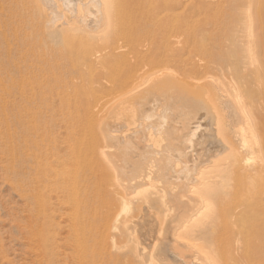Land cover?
I'll list each match as a JSON object with an SVG mask.
<instances>
[{
	"label": "bare ground",
	"instance_id": "bare-ground-1",
	"mask_svg": "<svg viewBox=\"0 0 264 264\" xmlns=\"http://www.w3.org/2000/svg\"><path fill=\"white\" fill-rule=\"evenodd\" d=\"M56 1H58V0H56ZM70 1L75 2V5H76L75 7H77L76 11L74 10V9H76V8H74V5H72V3L70 4ZM121 1H123V0H121ZM132 1L133 0H131V2H130L132 8L135 11L138 10V8L141 6L142 0L141 1L140 0H138V1L134 0L135 3L133 2V4H132ZM151 1H148V2H149V4L151 3V5H152V3L154 1H152V2ZM159 1L160 0H158L157 2H159ZM174 1H175V3H177L176 2L177 0H174ZM174 1H172V5H174L173 4ZM209 1H211V0H209ZM209 1H207V2L210 3ZM46 2H49V1L47 0ZM61 2H63V1H61ZM117 2H118V0H117ZM165 2H163L162 7H164ZM178 2H179V4L181 3V5H182V3L184 4V1H182V0H179ZM207 2H206V4H208ZM226 2H227V0H213L210 3V5H208V8L212 7V6H216L219 8V7H222V5H224ZM119 3H116V4L119 5ZM159 3H162V2H159ZM167 3H169V2L167 1ZM167 3H166V6H167ZM55 4H56V2H55ZM69 4L72 5L74 8V9L69 8L68 9L69 11L67 10L68 12H70V14H71L70 16H72L73 20L69 21L68 19H63L61 17L64 20V22L60 26L69 27L72 31L73 30L77 31L80 34L84 33V32H88L89 34H92V33H98L99 31L105 30V32L109 35V38H110L109 42L107 41V43H105L106 44L105 46L111 47V44H114V46L112 45L113 48H110L111 50L104 48L103 45L100 46V47H103L105 50L107 49V51H103V48H100L102 51L100 50V51L93 52V48H94L93 47L92 51L88 50V52H86L83 55V58H85V56H87V54H88L90 56V57L89 56L88 57L90 59H92L91 62L95 61V64H96V61H98L99 59L102 60V58H104L103 60H105V57L107 58V61H108L107 64L111 61V59L114 60L115 67H113V71H112V73H110L111 74L110 78L111 77L114 78V75H112L113 72L117 73V75L119 76L118 81L120 82V84H117V82H118L117 81V82H115V86L113 84H112L113 85L112 86L111 83L114 82L112 80L113 78L110 79L108 77V81H111V82L107 81V85L109 83L110 84L109 86H111L113 88L116 87V89L114 88L113 89L114 92H112L111 91L112 88L111 89L108 88V90H110V91H107V88H106V92H109V95H111L110 93H112V94L117 93V99H118V95L121 96L120 94H122V91L124 92L125 88H127L129 86L132 87L131 82H130V85L128 86L126 78L129 77L128 78V81H129V79H131L132 77H135L137 74V76H141L140 79L142 80V78H143L142 76H144L142 73L144 71L142 73L141 72L139 73V70H140L139 67H146L150 64L152 65V63H154V60L150 59L149 58L150 56H148V55L141 54L142 52L137 55L136 61H133L132 59L129 60L127 58V56H128L127 53H130V52H127V51H131V49L129 48L130 50L127 49V51H125L124 48L126 49L128 47H124V48L122 47V49L124 51L122 49H121V51L124 53L127 52L125 54V57H126L125 59H128L129 61L132 60L133 63L135 62L134 65L131 63L128 64V68L126 70H122L121 67L116 66L119 63L115 64V59L117 60L118 58H120L119 54L121 53V51H119L120 50L119 47H121L122 45H119L120 42L118 43L119 47L116 45L118 40H120V39L114 38V37H116L115 33L113 36H111L113 34V32H116L117 27L121 23H118L116 25V22L114 20L115 18L112 17V15H110L108 12L103 13L104 11L102 9V8H104L106 10L107 8L110 7V5L113 6L111 1L110 0H69L68 4H66V5H69ZM53 5H54V3H53ZM53 5H52V7H53ZM181 5H179V6L181 7ZM166 6L164 8V11L166 9ZM158 8L160 9L161 7H158ZM8 9H9V0H0V96L2 98L1 99V111H0V121H1L0 142L4 146V152L7 153L8 157L10 156V159H11V163L9 165V171L14 176L19 174V172L21 171L20 172V179L22 180V184H20L21 193L24 192V194H27V192H31V195H29V197H32V198L34 197V202H35L34 205H35V212L36 213L47 212L46 213L47 215L44 214L45 216L43 218L44 220L42 223L43 226H47V227L43 231L44 233L41 235V240H42V251H44L45 254L48 253L47 256L49 258V263L59 264L60 259L64 258L67 260L69 258V254L64 252L65 250L63 251V249H62L63 245L61 244V242H65V246L66 247L68 246V248H70L71 246L73 247V252L75 253V257H77L76 259H78V257L80 258V256H81L82 258H85L86 260L88 258V260H89L95 256L94 253H97V255H102V254L107 253L108 256H112V252L110 251V249H111L110 247H112V246H110L111 243L109 245V243L107 242V239L105 238V236H103L104 231H106V230H104L103 232H102V230H98V228L102 229L103 226L101 228L98 225H97L98 228L94 227V225H92L89 221H88L89 222V224H88L86 220L84 221V220L78 219L77 221H74L75 216H76V212H74V210H73L74 214H71V217L74 219L68 222V219H67L69 217L68 216L67 218H65V219H67L66 222L68 224L65 226H62L61 223L63 221L60 222L59 221L60 218H58V217L63 216L64 214L63 213L61 214L60 208H64V211L65 210L68 211V209L72 210L73 208L74 209L77 208L80 211L82 209V210H84L85 214L86 213L88 214L87 218L92 219L94 222L96 220H98V221L102 220L103 217H101V215L103 214V215H106L105 218L110 219V221H108V220H106V221L113 223V222L118 221L119 218L115 219V216L118 215L119 213H120V215L121 214L122 215L123 214L129 215L132 212L131 214H133V217H134L133 206L135 205L137 209H140L139 213L142 216L140 218L141 223H139L137 226L136 224L138 222L132 223L133 222L132 221L130 224L128 222L130 218L127 220L126 217L123 215L122 217H125L124 219H126L128 223L125 222V224H123L122 223L123 221L121 222L123 224V227L119 228V230L113 236V241H114V239L116 240V238L117 239L119 238L120 240H122L121 238L129 237L133 234H135V235L136 234L138 235V233L143 234V232H145V226H146V223L148 222V220H150L151 218L154 219L155 213H152V210L155 207H157L156 208V210H157V209H160L161 206L163 207L164 205H166V207L169 209V212H170L169 216H171L172 208H173V212L176 210H177V212L174 215H172L171 217H168L169 218L168 220L170 221L169 226L168 225L165 226L166 223L169 222L168 220H166V223L164 220H163V222L161 220L162 223L160 222V217L162 216V214L160 211L158 213V217L156 218L157 222L160 224V229L158 231L162 232L163 235H161V238L159 237L160 243L158 245H156V247L154 248L157 251V253L154 251V253H156L155 254L156 258H161L163 260V262H166L167 264H215L213 261H211V263L207 262V261L203 262L202 260L204 258L201 259L199 256H196L197 254L195 255L194 253H192V251H193V250L191 251L192 247L188 246L190 244L186 245V244L182 243V241L180 240L181 239L180 231L182 230L181 227L186 228L189 225L196 224L197 223L196 219H202L203 218L206 220V216H211L212 214L217 213V215L218 214L220 215V218L223 216V214H224V216H227L230 219V224H232L231 228L227 231L228 236L226 239H228V241L225 240V241H227V243L229 242L228 243L229 244V247H228L229 250L228 249L226 250V251H228L227 255H231V256H229V257L227 256V260L222 261V263L226 262L225 264H229L228 259H230L231 264H264V193H263L264 190L262 192H259V193H263V194H261V195L258 194V196H255V194L257 195V193H258L257 191L252 196L250 195V193L246 192V189L248 190V188H247L248 184H252V182L257 177H259L260 180L261 179L263 180V178H264V9L259 15L260 51H261V57H260L261 59H260V63H259L260 66H259V64L257 65L259 68L255 69V71L253 73L255 75L252 76V78L246 79L244 82L240 83V86H236V87L234 86L237 89L236 97L241 96L242 94H247L248 96H250L249 97L250 100H249L247 105H242V104H240V102L235 101L236 100V98L234 96L235 93H233V96L235 99L231 98L232 100H230V99L225 100L226 104L229 106L228 108L230 110L229 114H230L231 121L233 122V124L239 125L240 131L235 132V134H236L237 138H240L243 141L242 147H238L239 146V145H237L238 143L236 144L234 142V140L231 138L232 136L230 137L229 134H228L229 140H227V141L218 142L216 140V142H218V143H216V145L218 146V149H216V148H214V149H216L218 153L226 155L225 157H227V158L226 159L224 158V160L226 162L223 165H220L218 167H216V166L213 167V168H216L215 171H213V169L209 167V169H212V172H205L203 170L200 171L201 166L199 163L193 164V162H192L193 157H190L192 161L190 160V158H188L189 160L185 159L188 157L187 153H186L187 157L186 156L181 157L180 155L184 154L185 152H183V153L181 152L184 147H182L177 142L178 139L175 140L177 143L175 141H173V142L176 143V146L180 145L182 147V148H180V149H182L180 151L181 153L179 152L180 157L177 158L176 156L174 157L172 155V157H173V159H172L173 162H172L170 157L167 155V157H169V159H170V165L168 164L169 162H166L167 160L165 159L166 158L165 154L167 153L166 151L169 150L168 149L169 147L168 148L166 147L168 150H166L164 153L163 149L158 148L160 145L156 144L157 142L153 139H150V138H148V139H150V140H148V142L150 141L152 143L153 150H151L152 148L150 149V147H151L149 145L150 143L149 144L147 143L149 147H146V145H143L145 147L142 148L143 146L141 147L140 144H139V146H140L139 147L137 144L139 141L136 143V147L138 149H136V148L133 149L131 147L132 148L131 150L124 149L127 144L125 146L123 145L122 149L121 148L117 149L118 147L116 146L117 150H114L115 149L114 147H113L114 149L112 150L109 147V145H108V148H107V146L105 148H100V146L96 147L97 143L99 141L101 142V140H102L101 139L102 132L100 134H98L97 133L98 130H96V128L106 129L110 135H113V132L111 130H114V128H116L117 125H122V126L125 125L126 128H128L131 124H128L130 116L128 117V114L126 113V112H128V110H126V107H129L132 104H136L137 102H139V104L142 103V101L140 99L138 100L139 96H129L127 98H124L119 103H115L114 105L113 104L110 105L107 103L113 97L109 96V98H111V99L108 100V98L106 97V96H108V93H106V95H104L105 93L102 94V95H104V97H106V99H105V103L107 101L106 104L101 102L104 99V97L103 96L101 97L99 95L100 99H102L99 101V102H101L100 105H102V104H103L102 106H108L109 105L106 109H104V107H103V110L98 111L99 108L97 109V107L94 106V104H93V106L96 107V108H94V107L93 108L97 109V111L95 110L94 112H92L94 109L91 107L92 111L90 109L91 112H89L91 120L89 121V116L87 117L88 121L90 122V124H89L90 128L88 127L89 131L88 130L80 131V129L79 130L76 129L74 131L72 129V131H68V136H67L66 140L63 139V141H68V143L66 142L65 144H69V145L71 144V146H73V147L76 146V151H78L76 157H75V154L73 153L74 157L73 156H71V158L68 157V159H67L68 161H62L60 158L58 161V164H57V168H55L53 166L54 163L52 164V162H50L51 159L49 160L50 163H48V158L50 155L55 156V157H60L59 152H58L57 147H56L58 139H57V137L54 136L55 134L50 133L51 130H48V131L45 130V131H43V133H38L37 129L39 128V125H40L39 120L41 119V116L48 113V112H46L48 110H45V111L42 110L41 109V107L43 106L42 103H41V105L39 103H37V99L35 98V92L34 91L37 88L40 89L41 82L35 76L31 77L30 80L28 82H26V79L24 76V74H25L24 73V65H25L26 55L24 53L23 41L26 39V37L28 38V36H30V33H28V32L26 33L25 30L23 28H21V26H20L21 29L16 26V24L19 25L21 20H19L17 22L18 14L14 13V12H10V14L12 15V16H10L8 13ZM55 9H54V11H55ZM161 9H163V8H161ZM168 9H170V8H168ZM70 10H72V12H73V10L75 11V12H73L74 15H72L73 13ZM140 10H141V8H140ZM49 11H50V9H49ZM64 11L66 12V10H64ZM101 11H103V12L101 13ZM162 12H160V13L163 15ZM54 14L56 15V11L54 12ZM231 14H232V12H231ZM51 16H53V15H51ZM118 16H120V15H118ZM118 16H116V17L118 18ZM157 16L158 17L160 16L159 13ZM235 16H236V14H235ZM53 18H54V16H53ZM56 18H57V15L54 19H56ZM58 18H59V16H58ZM152 20H154V19H152ZM54 21H50L48 23V28L52 31L51 36L53 39H55L56 37L58 38V35H59V30H58L59 27H56L55 25H53V24H56V22H54ZM164 21L165 20L162 19V21H160V22L163 23ZM166 22L167 21H165L164 23H166ZM150 23H151V21H150ZM141 24L142 23L140 21H135V20L130 19L126 22L125 26L127 25L126 26L127 31H129L131 28L135 29V28L141 26ZM178 24L180 25V22ZM62 27H60V28H62ZM161 27H164V26H161ZM78 28H81V30ZM119 28H121V27H119ZM139 29H140V27H139ZM162 29H161V31H162ZM167 29H169V28H167ZM117 31L118 32H116V35H118L122 30L117 29ZM64 34H66V32ZM89 34H87V35H89ZM102 34H103V32H102ZM85 38H87V37H85ZM81 39L83 40L84 38H80V40ZM89 40H91V39H89ZM81 42L82 41H80V43ZM93 42H95V41H93ZM93 42L90 41L89 42L90 45H89V43H88V45L94 46V45H92ZM143 42H145V43L141 46L148 48V49H151L152 47L155 46V44H158V42H156L155 40L147 41L146 38L142 41V43ZM177 43L178 42H176V46H178ZM108 44H109V46H108ZM159 45L161 46V44H159ZM89 46H88V48H89ZM179 46H183V45H179ZM134 47H137V46H134ZM186 48H185V50H186ZM140 50L142 51V49H140ZM143 50H144V48H143ZM153 50H154V48H153ZM179 50H178V52H179ZM173 51L175 52L177 50H172V52ZM167 52H168V50H167ZM167 52H166V55H167ZM220 52H221V50H220ZM153 54H155V53H153ZM168 54H169V52H168ZM170 54L172 55L171 52H170ZM175 54H176V57H175L176 60H174V58H173L174 61L173 60L172 61L177 63V58H178L177 56L178 55H177V53H174V55ZM255 54H253V55H255ZM171 55H167V56L171 57ZM121 56H122V54H121ZM180 56H181V54H180ZM154 57H156V59H157V55L156 56L154 55ZM169 57H167V59ZM256 57H257V54H256ZM90 59H88V60H90ZM122 59L120 60L121 62H122ZM153 59H155V58H153ZM254 59H255V56H254ZM101 60H99V61H101ZM113 60H112V62H113ZM169 60H171V59H169ZM255 60L259 61V57H258V59H255ZM172 61H169V63L170 62L172 63ZM179 61L182 62V59H180ZM233 61L234 60L229 61V63L233 62ZM101 62H103V61H101ZM112 62H110V63L112 64ZM116 62H119V61L117 60ZM125 62H123L122 64H124L126 66ZM235 62H234V64L232 63L230 66L228 65L229 66L228 68H230L231 71L233 70L232 72H234L235 69H237V70L239 69V68H237L239 63L236 62L237 64H235ZM255 62H254V65L257 63V62L255 63ZM105 63L102 65H105ZM127 63H128V61H127ZM169 63L165 62V64H168L167 65L168 68L170 67ZM97 64H98V62H97ZM107 64L105 66H107ZM155 64H156V62H155ZM120 66H122V65L120 64ZM171 67H173V65ZM245 67H247V66H245ZM221 68H223V65L221 66ZM221 68H219V69L222 70ZM242 68H244V67H242ZM143 69L145 70V68H143ZM171 69L170 70L168 69L169 73L172 72ZM173 69H175V68H173ZM177 69H179V68H177ZM105 70H107V69H105ZM145 71H147V70H145ZM168 71L167 72L163 71L164 74H161L160 76L154 77L155 76L154 75L153 76L154 79L152 77V79L150 81H147V83H149L152 90L151 89L148 90L145 88V90L138 91L137 89L140 88L139 86L141 84H139V86L136 85V87H135V90H137L139 92L138 95L140 93L142 95V94H144L145 91L148 92L150 90H151V93H152V91H155V93L157 92L156 95H159L156 100L154 99L155 101L152 102L153 104H150V106L147 105L148 107H146V108L143 107L144 105L140 104L145 109V110H143L144 113L143 112L142 113H143V115H145V120H147L148 123L151 121V118H154V120H155V118H157V121H155V122L151 121L152 124H151V122L149 125L147 123V126L155 127L158 125L157 122H159V127L157 126L158 129L155 127V131H157L160 134V137L163 136L162 133H166L167 131L170 130V129L167 130L168 128H166L168 125V122H166V121L168 119H170V118L167 119V117H172V116H168L170 111H171L173 113L174 112L177 113L176 119H177V116L180 118L185 117L188 120H192V118L196 117L194 120L195 123L197 122L196 125L201 124L200 125L201 127H202V125L203 126L205 125V130L209 131L212 128V120H211L212 118H207L202 113L203 110L201 112L199 111V113H197L196 116H192V118H191V116L188 115L189 111H184L182 104L183 103L187 104V102H189L188 100L193 99V101L190 100L193 102V104L196 102L198 105H200V107H196V105H194L195 107L193 106V109L198 108L197 111L201 110V108H203L201 106H203V105H201L202 102H200L202 99L201 100L199 99L201 97L200 95H202L203 93H207L210 95V98H212L211 94H215L216 91L214 90L215 92H213V89H211L210 87L214 85L215 81L211 85V82H210V84H208L209 81H208V83L207 82L205 83V81H207L209 78L206 80H205V78L204 79L202 78L200 81L202 83H195L193 81V78L196 76H194V77H192V80L190 79L191 77L187 78L188 80H191L194 82V83H191V81H189L188 82L189 84L187 83L188 84V87H187V85L185 84L186 78H184L182 80L179 77V79L182 81L179 80L180 82L179 81L178 82L179 83L185 82L184 84L186 85L184 90L181 89L183 91V92L181 91L183 95L179 96L178 94H174L175 92L173 93L174 90L176 91L175 85L177 86V84H179L178 82L175 83V80L178 78V76H183V75H180L179 74L180 72L176 73V71H174L177 75L178 74L179 75L178 76L176 75L175 77H173V79L174 78H176V79L172 80V78L169 76H173V75H175V73L173 72L174 73L173 75H169ZM251 71H252V69H251ZM70 72H77V70L75 68H72ZM109 72H111V70ZM235 72L237 73V71H235ZM153 73H154V71H153ZM161 73H162V71H161ZM165 73H167L169 76H167V74H165ZM236 73L234 75H236ZM100 74H101V72H100ZM231 74L233 75V73H231ZM146 75L147 74H145V76ZM185 75H188V74H185ZM98 76H101V75H98ZM244 76H247V75L245 74ZM74 77H76V75H74ZM102 77H104V75ZM146 78H149V76ZM150 78H151V75H150ZM240 78H242V76ZM104 79H106V78H104ZM134 79H132V81ZM98 80H99V78H98ZM138 80H136L134 82L135 83L139 82ZM147 80H149V79H147ZM197 80H199V79H197ZM213 80H215V77ZM103 81H100V82L102 83ZM219 81H221V80H218V82ZM197 82H199V81H197ZM98 83H99V81H98ZM221 83L222 82L217 83V86H216L219 89V91L224 90ZM105 84H106V82L103 85H105ZM117 85H119V86H117ZM238 85H239V83H238ZM118 87L120 89L123 88V90L121 89L122 90L121 91ZM226 87H227V85H226ZM101 88H104V87H101ZM179 88H180V86H179ZM228 89H230V87ZM104 90H105V88H104ZM116 90L120 91L121 93L119 92L120 94H118V92ZM126 90L128 91L129 89H126ZM126 90H125V92H126ZM178 91L180 92V90H178ZM228 91L230 94L232 93V92H230V90H228ZM223 92L225 93V91H222V93ZM172 93L174 95H172ZM126 94H127V92H126ZM145 94H144V96H145ZM28 95H30V97ZM135 95H137V93ZM170 95L172 96V98L169 97ZM126 96H128V95H126ZM153 96H155V95H151V97H153ZM183 96H185V98H182V100H184V101L179 100L177 98H173V97H183ZM215 96H216V94H215ZM225 96L227 98V95H225ZM194 97H199V98L196 99ZM120 98L121 97H119V99ZM205 98H206V96H205ZM194 99H196L195 102H194ZM116 100L112 99V102L113 101L115 102ZM197 100H200V101L198 102ZM217 100H218V98H217ZM238 100L240 101L239 98H238ZM214 101H216V100H214ZM205 102H206V100H205ZM31 103H33L32 104L33 106L31 105ZM53 104L55 105L54 102H53ZM145 104H147V103H145ZM27 105H29L30 107H33V109H37L36 111H38V112H36V111L32 112V110H29L27 108ZM204 105H207V103H205ZM221 105H223L222 102H221ZM208 106L210 107V105H208ZM208 106H207V108L210 110L212 106L210 108ZM215 106H216V110H217V106H219L217 104V102H216ZM215 106L213 105V107H215ZM54 107L56 108V106H54ZM190 107H191V105H190ZM213 107L211 110H213ZM226 107L227 106L224 105L223 110H225ZM137 108L139 109V106ZM100 111H102V113L104 114L103 118H98V116L96 114V112L98 113ZM214 112H217V111H214ZM71 113H72V111L64 113L65 116H67V119H66L67 121H69L71 119V117H72ZM78 113H79V111L76 114H78ZM204 113H206V112H204ZM207 114H208V112L206 113V115ZM217 114L222 115V113H217ZM73 115H74V112H73ZM113 115H116L117 118L120 116L123 117L124 115H125V117H124V119L121 120V122L119 121V123H117V122L114 123L111 121L112 120L111 118H113ZM213 115H214V113L212 114V116ZM77 116L80 117L79 114ZM182 118H181V120H182ZM173 119H174V116H173ZM130 120H132V122H134V117L132 116ZM213 120H215V119H213ZM221 120H223V119H221ZM113 121H114V119H113ZM176 121H179V120H176ZM194 121L192 123H194ZM218 121H219V119H218ZM228 122L226 121V123H228ZM73 123L75 125H77L76 121ZM172 123L173 122H171V124ZM69 124H71L70 121H69ZM86 124L88 125V122ZM140 124L142 125L143 123H140ZM178 124H179V122H178ZM189 125L190 124H188V126ZM224 125H227V124H225V122H224ZM231 125L232 124H230V126ZM147 126L145 123V126L142 129V132L146 131L145 133H148L147 131H150L149 128L146 129ZM176 126H178V125H176ZM56 127H58V126H56ZM178 127H180V126H178ZM192 127L193 126L191 125V129H193ZM216 127H217V125L215 126V128L213 127L214 132H215V130H217ZM11 128L13 130H11ZM173 128H175V126ZM197 128L199 129V127H197ZM175 129L178 130L179 128H175ZM198 129L195 130L197 132H194V133L198 134ZM201 129L204 130L203 127ZM201 129H200V132H203V130H201ZM258 129L260 130V134L258 133V131H259ZM118 130H120V129H118ZM65 131H67V130H65ZM123 131L124 130H122V132ZM138 131H141V130H138ZM172 131L173 130L170 131L171 134H172ZM175 131H173V133ZM178 131H180V129ZM207 131H206V133H207ZM218 131H220V130H217V136H219ZM222 131H224V130H222ZM133 132H134V130H133ZM142 132H141V134H142ZM126 133H128V132H126ZM139 133L137 132V135H135V136H137V138H136L137 140L139 138L138 137ZM194 133H192V135H190V136H193ZM124 134H125V132H124ZM124 134H123V136H124ZM167 134H169V133L167 132ZM167 134H166V137H167ZM174 134H176V133H174ZM208 134L209 133H207V137L206 136L205 137L208 140H210V138H208ZM184 135H186V134H183V136ZM187 135H188V133H187ZM203 135H205V134H203ZM133 136H134V134H133ZM146 136H148V134ZM157 136L158 135H156L155 137L157 138ZM250 136H252V138L253 137L256 138V141H254L255 142L254 146L249 145L248 139L251 138ZM132 137H130V138H132ZM160 137H159V139L161 141ZM176 137H173V138L169 137L168 140L169 139L173 140ZM58 138L62 139V138H60V136ZM107 138L109 139L110 137H107ZM124 138H126V136ZM206 138H205V140H206ZM129 139L126 138L125 140H129ZM164 139H166V138H164ZM196 139H198V138H196ZM48 140L53 141L52 142L53 144H52L51 148L47 150L48 144L50 143V142H48ZM134 140H133V142H134ZM139 140L141 141V138H139ZM183 140H184V137H183ZM193 140H195L194 136H193ZM203 140H204V137H203ZM203 140H202V142H203ZM110 141H112V140H110ZM110 141H109V143H111ZM142 141H143V138H142ZM182 141L180 140V143ZM184 141L186 142V140H184ZM219 141H220V139H219ZM115 142L113 144H115ZM122 142H120V143H122ZM128 142H130V144H132L131 140L127 141V143ZM214 142H213V144L215 147L216 145ZM158 143H159V141H158ZM170 143L172 144L171 141H170ZM175 143H173V144H175ZM207 143L209 144L208 141H207ZM207 143H204V144H207ZM100 144L102 146H104V143L103 144L100 143ZM153 144H155V146ZM164 144H165V141H164ZM164 144H162V145H164ZM88 145H90V148L96 147V149H94L90 155H87L88 153L85 154L86 149H87L86 147ZM183 145L185 146L186 144H183ZM112 146L113 145H111V147ZM161 147H163V146H161ZM171 147H174V146L170 145V148ZM205 147H207V145ZM210 147L211 146H209V148ZM98 148H99V150H98ZM175 148L171 149L170 151H172V150L174 151ZM209 148L207 147V149H209ZM207 149H206V151H207ZM70 150L72 151V147ZM211 150H212V148H211ZM208 151L210 152V149ZM60 152H61V149H60ZM248 152L252 153V154H258V156L261 157V160H259L260 163L257 162L258 164L255 163L253 165H250L247 162L248 157H246ZM162 153H164V154H162ZM171 153H173V152H171ZM152 154H153V156H152ZM177 154H178V152L175 155H177ZM206 154L207 153H205V155ZM65 157H66V155H65ZM174 158H176V159H174ZM197 158H195L194 160H196ZM211 158H213V157H211ZM71 159H72V161H71ZM204 159H206V157H204ZM249 159H250V157H249ZM182 160H184V161H182ZM194 162H196V161H194ZM197 162H198V160H197ZM200 162H202V161H200ZM218 162H222V161H218ZM184 164H185V166H182ZM210 164H212V163H210ZM215 164H218V163L216 162ZM205 166H206V164H205ZM229 167L233 169L232 173H234L235 183L238 182V183H236V184H238V186H236V187L234 186V188L232 187L234 189L235 199H234V202L232 204L230 203L231 205H229V204L226 205V202L229 200L225 201L224 209L223 208L222 209L221 208L216 209L217 207L219 208L220 206H218L219 204L217 205V207L215 205L212 206L213 205V203H212L213 199L214 198L216 199V197H213V199H212V194L215 191V189H217L218 187H222L224 189L225 186L227 187L229 185V181H227V176L225 175L226 171L228 170ZM206 171H207V169H206ZM254 183H255V181H254ZM261 183L264 186L263 181ZM152 188L157 190V193L154 195H151V193L148 192ZM261 188H260V190H262ZM255 189H256V187H255ZM252 190H253V188H252ZM226 191H228V190H226ZM249 191H251V190H249ZM80 192H82V193L80 194ZM229 192H230V190H229ZM229 192H227V193H229ZM253 192H255V191H253ZM141 193H144L147 195L144 196L145 198L143 200L137 201V205L136 204L133 205V202H134V201L132 202L133 195L139 194V196H140ZM53 196H55L54 197L56 199L55 202H54ZM226 196H228V195H226ZM136 197H137V195H136ZM217 197H219V196H217ZM228 197L230 198V196H228ZM222 199H223V197H222ZM225 200H226V198H225ZM216 201H218V198L216 199ZM221 203H222V201H221ZM223 203H224V201H223ZM118 206H119V210H118L119 213L117 212ZM120 206H123V208H120ZM27 207H29V206H27ZM71 210H69V211H71ZM75 211H77V210H75ZM120 211H122V213ZM68 214H70V213H68ZM38 215L39 214H37L35 216L33 215L34 217H36V220L34 221L35 223L33 222L34 224L33 223L32 224H33L34 228L36 229V231H38L39 227L41 226V222H39V220H38L40 215L39 216ZM72 215H74V217ZM137 215H135V218ZM71 217H69V218H71ZM28 218H26V219H28ZM111 218H114L115 221L113 219L111 220ZM215 218H217V216L214 217V219ZM65 219H63V220H65ZM28 220H31V218ZM217 220H219V219H217ZM224 220H225V222H224V225H225V223L227 222L226 217ZM224 220L222 219V221H224ZM212 221H214V220H212ZM28 222H30V221H27L26 223H28ZM102 224L106 225L108 223L103 222ZM118 224H120V222ZM122 224H120V225H122ZM218 224L220 225V222H218ZM95 225H96V223H95ZM111 225L112 224H110V226ZM114 225L115 224H113V226ZM222 226H223V223H222ZM222 226H220L219 229H221ZM229 226L227 225L226 227H229ZM226 227H225V229H227ZM41 228H42V226H41ZM117 228H116V230H117ZM64 230H66L68 232V234L62 240V239H60V236L62 235L61 231L63 232ZM216 230H217V226H216L215 231ZM109 231H110V228H109ZM113 231L115 232V230H113ZM215 231L212 230V232H214V233H215ZM111 232H112V230H111ZM152 232H153V230H152ZM220 232L223 233L222 231H220ZM215 234L213 235L214 237H215ZM33 235H35V233ZM225 235H226V233H225ZM108 236L111 237L112 234H111V236L110 235H108ZM143 236H145V235H142V237ZM221 236H223V235H221ZM37 237L39 238V236H37ZM131 237H133V236H131ZM214 237H212V238H214ZM212 238H211V241H214L215 239L212 240ZM59 239L61 242L59 241ZM109 239H111V238H109ZM142 239L147 240V238H145V237ZM148 239H149V237H148ZM223 239H225V238H223ZM128 240H130V239H128ZM218 240H220V237L218 238ZM138 241L140 242L139 239H138ZM221 241H223L222 238H221ZM37 242H39V245H40V241H37ZM31 243H34V241ZM126 243H127V239H126ZM213 243H212V245H213ZM218 243H219V241L217 242V244ZM34 244H36V240H35ZM135 244H136V240H135ZM222 244H223V242H222ZM228 244H224V245L228 246ZM143 245L144 244H142V246ZM220 245H221V242H220ZM116 246H118V245H114L113 249H114V247L116 248ZM203 246H204V244H203ZM213 247H214L212 250L213 252L215 251L214 249L216 247L219 248V246L215 247V245H213ZM68 248H66V249H68ZM134 249H135V247H134ZM196 249H198V248H196ZM204 249H206L208 251L210 250L208 248H205V246H204ZM220 249L221 248H219V250ZM89 250H91V251H89ZM129 251H132V250H129ZM138 251H139V253H137ZM138 251L136 252V254H137L138 258L140 259L139 264H141L140 262L143 263V261H145V258H146V248L139 247ZM73 252L71 251V254ZM126 252H128V251H124V255ZM213 252H212V254H213ZM217 252L218 251H216V253ZM114 253L116 254L118 252H114ZM128 253H130V252H128ZM205 253H207V252L205 251ZM216 253L214 255H216ZM153 254H152V256H153ZM198 254H199V252H198ZM212 254H211V256H212ZM128 255L130 256V254H128ZM200 255H201V253H200ZM61 256H63V257L61 258ZM137 256H136V258H137ZM152 256H151V258H153ZM131 257H132V253H131ZM201 257H203V256H201ZM129 258H127V261L125 260L126 261L125 263L129 262V260H128ZM73 259H75V258H73ZM139 259H137V260H139ZM221 260H223V259L221 258ZM79 261L72 262V264H80L81 261L80 262ZM94 261H96V260H94ZM110 262H111L110 264H121V259L110 257ZM160 262H161V260H160ZM163 262L161 264H164ZM102 263H104V262H102ZM122 263H124V262H122ZM135 263L136 262H134L133 264H135ZM40 264H42V263L40 262ZM65 264H71L70 260L68 263H65ZM220 264H221V262H220Z\"/></svg>",
	"mask_w": 264,
	"mask_h": 264
},
{
	"label": "rangeland",
	"instance_id": "rangeland-1",
	"mask_svg": "<svg viewBox=\"0 0 264 264\" xmlns=\"http://www.w3.org/2000/svg\"><path fill=\"white\" fill-rule=\"evenodd\" d=\"M46 1L47 0H9L8 13H9L10 16H12L10 14V12L17 13L18 14L17 22L19 20H21V22L19 23V25L16 24V26L19 27V28L21 26V28H23L26 33L27 32L30 33V36H28V38L26 37V39L23 41L24 53L26 55V60H25V65H24V73H25L24 76H25L26 82H28L30 80V78L33 77V76L37 77V79L41 82L40 89L37 88L34 91L35 92V98L37 99V103H39L40 105L42 103L43 106L41 107V109L44 110V111L48 110V111H46L48 113H46L45 115L41 116V119L39 120L40 125H39V128L37 130H38V133H43V131H45V130H47V131L51 130L50 133L55 134L54 136L57 137L58 140H57L56 147H57V150L59 152V156L60 157H55V156L50 155L49 158H48V163H50V162H52V164L54 163L53 166L55 168H57V164H58V161H59L60 158H61L62 161H68L67 160L68 157L71 158V156H73V153L75 154V157H76L77 152H78V151H76V146L75 145H74L75 147H73V146H71V144L70 145L69 144H65L66 142L68 143V141H63V139L66 140V138L68 136V131H72V129L74 131L76 129H78V130L80 129V131L88 130V127L90 128V126H89L90 122L89 121L91 120V118H90L89 112L92 111L91 107L93 108L94 106H96L97 109L99 108L98 111L99 110H103V107H104V109H106L109 106V105L108 106H102L103 104L100 105L101 102L105 103L106 97L108 98V100L111 99V98H109V96L110 97L112 96L113 97L112 99H115V100L117 99V93H113L114 95L112 93H110L111 95H109V92H106V88H107V91H110V90H108V88L109 89L112 88L111 89L112 92H114V90H113L114 88L116 89V87L113 88V87L109 86L110 85L109 83L107 85L108 77L110 78V76H111L110 73H112L113 67H115L114 60L110 58L111 59L110 62H112V60H113V62H112V64L110 62L107 64L108 61H107V58L105 57L106 61L103 60L104 58H102V60L101 59H99V60H101L103 62L98 60V61H96V64H95V61H92L93 63L91 62L92 59L89 58L90 56L88 54H87V56H85V58H83V55L86 52H88V50L92 51L93 47H94L93 48V52H96V51H100L101 50L100 48H103V47L107 48V49L113 48L114 44H111V47H106L105 46L106 45L105 43H107V41L109 42V40H110L109 35L105 32V30L99 31L98 33H92V34H89L88 32H84V33L80 34V33H78L77 31H74V30H73L74 31L73 32L69 27L60 26L64 22L63 19H68L69 21L73 20L72 16H70L71 15L70 12H68L69 11L68 9L69 8L72 9L73 8L72 5H74V8H76V9H74V8L73 9L76 11L77 7H75L76 6L75 2L70 1V4L72 3V5H70V4L66 5V4H68L69 0H66L67 2L65 0H58V1H56V0H48L49 2H46ZM61 1H63V2H61ZM110 1L113 4V6L110 5V7L107 8L106 10L104 8H102L104 12L101 11V13L102 12L103 13H105V12L107 13L108 12L110 15H112V17L115 18V19L114 18L113 19L115 20L116 25L118 23H121V24H119L117 29H121L122 30L119 34L117 33L118 35H116V32L119 31V30L117 31V29H116V32H113V34L111 36H113L114 33H115L116 37H114V38H119L120 39V40H118L117 44L115 43L117 46H118L119 42H120L119 45H122L121 47L118 46L120 48L119 51H121L122 47L123 48L124 47H128L126 49L124 48L125 51H127V49L128 50L131 49V51H127V52H130V53H127V52L124 53V52L121 51V53L119 54L120 56L118 55L120 58L117 59L119 62H116L117 60L115 59V64L119 63L116 66L121 67L122 70H126L128 68V64L131 63V64L134 65L135 62L133 63V61H136L137 55L140 54L141 52H142L141 54H143V55L150 56L149 58L154 60V63H152V65L150 64V65H148L146 67H139V69H140L139 73L140 72L142 73L144 71L142 73L144 75V76H142L143 77L142 80L140 79L141 76H137V74H136L135 77H132L131 79H129V81H128L129 77L126 78L128 86L130 85V82L132 83V87H130V86H129L130 88L127 87V86H126L127 88L124 87L125 90L129 89L128 90L129 92L126 90V92H127V94H126L125 90H124V92L122 91L123 88H121L122 89L121 90L118 87L122 91V94H120L121 93L120 91H117V90L116 91L121 96L118 95V99L115 102L113 101L114 103L112 102V99L108 103L106 101L107 104H110V105L113 104L114 105L115 103H119L124 98H127L129 96H139L138 100L140 99L142 101V103H140V104L144 105L143 107L146 108V107L150 106V104H153L152 102H154L158 98L159 95H156L157 92L155 93V91H152V93H151L152 89H151L149 83H147V81H150L154 75H155L154 77L160 76L161 74H164V72H167L168 69L170 70L171 68L172 69L175 68V69H173V70L171 69L172 72H170V73L168 71L169 75H173L175 73L174 71H176V73L180 72L179 74L183 75V76H178L179 74L177 75L175 73V75L169 76L167 73H165V74H167V76L171 77L172 80L176 79V78L173 79V77H175L177 75L178 76V78H177L178 80L176 79L177 81L175 80V83L180 80L179 77L182 80L184 78H186L185 79L186 83L185 82L179 83L180 81H182V80H180L178 82L179 84H177L178 87L175 85L176 91L175 90L173 91V93L175 92L174 94H178L179 96H182L183 95L182 94V92H183L182 90L185 89L186 85L188 87V84H189L188 82L192 80V77L196 76V77L193 78V81L195 83H202V82H200L202 78L203 79L205 78V80L209 78L207 81H205V83L206 82L208 83V81H209L208 84H210V82H211V85L215 81L214 85L211 86L210 88L213 89V92L216 91L215 92L216 96H215V94H211L212 98H210L209 94L203 93L202 95H200L201 97L199 96L200 98L199 97H194L196 99L197 98H199L200 100L202 99L201 101L200 100H197V101L198 102L199 101L202 102L201 105H203V106H201V107H203L204 109L201 108V110H198V111H197L198 108L197 109L196 108L193 109L194 105H196V107H200V105H198L195 102L196 99H194V102H195L194 104L192 102L193 99H190L192 101L188 100L189 102H187V104L186 103L182 104V107L184 108V111H189L188 115L191 116V118H192V116H196L197 113H199V111L201 112L202 110H203L202 113L207 118H212L211 119L212 120V128L210 129L211 131L209 130L210 132L205 130V125L204 126L202 125L204 130L201 129L202 128L200 126L201 124L200 125L197 124L198 126L196 125L197 122L195 123V121H194L196 117L192 118V120L194 121V123H192L193 122L192 120H188L184 116H183L184 118L181 117L182 120L178 116H177V119H176L177 113L174 112L175 113L174 114L173 112L170 111L168 116H172V117H167V119L170 118V119H168L166 121V122H168V125L164 122L167 125V127H166V128H168L167 130L170 129L169 131H167L169 134H167V132L166 133H162L163 136L160 137V134L157 131H155V127L156 128H157V126L159 127V122H157L158 125L155 126V127L147 126L148 122H147V120H145V115H143V113H144L143 110H145V109L142 107V105L139 104V102H137L136 104L130 105L131 107L130 106L126 107V110H128V112H126V113L128 114V117L130 116L128 124H131L128 128H126L125 125L124 126L117 125L116 128H114L115 131L111 130L113 132L114 136L110 135L109 132L106 129H103V128L98 129V128H96V130H98V132H97L98 134H100L102 132V134H101V139L102 140H101V142L99 141L97 143L96 147L100 146V148H105L107 146V148H108V145H109V147L112 150L114 148H115L114 150H117L119 148L122 149L123 145L125 146L127 144L124 149L131 150L132 148L133 149H135V148L138 149L136 147V143L139 141L140 143L139 142L137 143L138 146L140 144L141 147L143 145H146V147H149L148 144L150 143L149 145L151 146L150 147V149H151L152 148V143L150 141L148 142V140L153 139V140H155L157 142L156 144L160 145L158 148L164 150V153H165L166 150L169 149L168 151H166L167 153L165 154V157H166L165 159L167 160L166 162H169L168 163L169 165H170V159L173 162L172 155L174 157L176 156L178 158L180 156L181 157H185L186 153H187L188 157L186 156L187 158H185V159L189 160L188 158L193 157L192 158L193 161L191 160V158H190V160L193 162V164L194 163H196V164L199 163L200 164V166H201L200 167V171L203 170L205 172H212V169H213V171H215L216 168H213V167H215V166L218 167L220 165H223L226 162L224 160V158L225 159L227 158V157H225L226 155L220 154V153L217 152L216 149H218V146L216 145V143L221 142V141H227V140H229V136L230 137L232 136L231 138L234 140V142L236 144L238 143L237 144V145H239L238 147H242V142L243 141L240 138H237V136L235 134V132L240 131L239 125L233 124V122L231 121L230 114H229L230 110L228 108L229 106L226 104L225 100L226 99L227 100H229V99L232 100V99L236 98L235 101L240 102V104H242V105H247L249 100H250L249 99L250 96H248L247 94H242L241 96L236 97L237 89L235 87L236 86H240V83L244 82L246 79L252 78V76L255 75V74H253L255 69L259 68L257 66L260 63V59H261L260 58L261 57V51H260L259 15L264 9V0H227V2L224 5H222V7H219V8L216 7V6H212V7L208 8V5H210V3L213 0H211V1H209V0H182V1H184V4L182 3V5H181V3L179 4V2H178L179 0L176 1L177 3H175L174 0H167L170 4L167 3L166 0H163V1L160 0L159 1V2H162V3L157 2L158 0H152V1H154L152 3L153 6L151 5V3L149 4V2H148V1H151V0H142V1L140 0L141 1V6L136 11L132 8V6L130 4L131 0H123V1L118 0V2H117V0H110ZM136 1H138V0H136ZM172 1H174L173 2L174 5H172ZM207 1H209L210 3H208ZM55 2H56V4H55ZM133 2H134V0L132 1V4H133ZM163 2H165L164 3V7H162L163 6ZM206 2L208 4H206ZM53 3H54V5H53ZM116 3H119V5L116 4ZM166 3H167V6H166ZM52 5H53V7H52ZM179 5H181V7ZM157 6L163 8V9H161V8L159 9ZM165 6H166V9L164 11ZM167 7L170 8V9H168ZM140 8H141V10H140ZM49 9H50V11H49ZM54 9H55L56 15H57L56 19H54L56 17V15L54 14V12H55ZM64 10H66L67 13ZM74 10H73V12H75ZM70 11L72 12V10H70ZM160 12H162L163 15ZM231 12H232V14H231ZM158 13L160 15L159 17L157 16ZM235 14H236V16H235ZM51 15H53L54 18ZM72 15H74V13ZM118 15H120V16H118ZM58 16H59L60 19L58 18ZM116 16H118V18L120 20ZM130 19L131 20H135V21H140L142 23L141 26H139L140 29H139V27H137L135 29L131 28L129 31H127V27H126L127 25L125 26V24ZM152 19H154V20H152ZM162 19L167 21V22L166 23H164L165 21L163 23L160 22V21H162ZM50 21L56 22V24H53V25H55L56 27H59V29H58L59 30L58 38L56 37L55 39H53L52 36H51L52 31L48 28V23ZM150 21H151V23H150ZM179 22H180V25L182 27L178 24ZM161 26H164V27H161ZM60 27H62V28H60ZM119 27H121V28H119ZM167 28H169V29H167ZM78 29L81 30V28H78ZM161 29H162V31H161ZM65 32H66V34H64ZM102 32H103V34H102ZM87 34H89V35H87ZM85 37H87V38H85ZM80 38H84V39L80 40ZM145 38L147 39V41L155 40L156 42H158V44H155V46L152 47L151 49L142 47L141 45H143L145 43V42L142 43V41ZM89 39H91V40H89ZM80 41H82V42L80 43ZM88 41L89 42L90 41L91 42L95 41L92 44L94 46H89L90 43ZM176 42H178L177 43L178 46H176ZM88 43H89V45H88ZM159 44H161V46ZM102 45H103V47H100ZM179 45H183V46H179ZM88 46H89V48H88ZM108 46H109V44H108ZM134 46H137V47H134ZM104 48H103V51H107V49L105 50ZM143 48H144L145 51L143 50ZM153 48H154V50H153ZM185 48H186V50H185ZM140 49H142V51ZM167 50H168L169 54H168ZM172 50H177V51H175V52L173 51L172 52ZM178 50H179V52H178ZM220 50H221V52H220ZM166 52H167V55H171L170 54V52H171L173 56L172 55H171V57L167 56ZM126 53L128 54L127 58L129 60L132 59L133 61L132 60L129 61L128 59H125L126 58L125 57ZM153 53H155V54H153ZM174 53H177V55H178L177 56L178 57L177 58V63L173 62L174 60H176V58H175L176 54L174 55ZM255 53L257 54V57H256ZM121 54H122V56H121ZM180 54H181V56H180ZM253 54H255V55H253ZM154 55L155 56L157 55V59L158 60L156 59V57H154ZM254 56H255V59H258V57H259V61L255 60ZM86 57L88 59H90V60H88ZM167 57H169V58L167 59ZM153 58H155V59H153ZM173 58H174V60H173ZM121 59H122V62L120 61ZM169 59H171V60H169ZM180 59H182V62L179 61ZM124 60L125 61L127 60L128 63H127V61L125 62ZM232 60H234V61L229 63V61H232ZM169 61H172V63L171 62L169 63ZM235 61L239 63L238 66L236 65L237 68H239V69L238 70L237 69L234 70V72L237 71V73H238L237 74L235 72L236 75H234L235 73L232 72L233 70L231 71V69L228 68L232 63L234 64ZM243 61L244 62L246 61V62L244 63ZM255 61L256 62L258 61V62L256 63ZM97 62H98V64H97ZM123 62H125L126 66L124 64H122ZM155 62H156V64H155ZM165 62L169 63V66H170L169 68L167 66L168 64H165ZM236 62H235V64H237ZM254 62L256 63L255 65H254ZM104 63H105V65L107 64V66L102 65ZM120 64L122 66H120ZM221 64L223 65V68H221V66H222ZM172 65H173V67H171ZM245 66H247V67H245ZM248 66L252 69V71H251V69ZM259 66H260V64H259ZM242 67H244V68H242ZM72 68H75L77 70V72H70ZM104 68L107 69V70H105ZM143 68H145V70H147V71H145ZM177 68H179V69H177ZM219 68H221L222 70L224 69V70L222 71ZM110 70H111V72H109ZM153 71H154V73H153ZM161 71H162V73H161ZM100 72H101V74H100ZM231 73H233V75ZM102 74L104 75V77H102L103 76ZM145 74H147V75L145 76ZM185 74H188V75H185ZM243 74L244 75L246 74L247 76H244ZM74 75H76V77H74ZM98 75H101V76H98ZM112 75H114V78L111 77V78H113L112 80L114 82H112L111 85L113 84L115 86V82H117L119 80V76L117 75V73H114V72H113ZM150 75H151V78H150ZM148 76H149V78H146ZM241 76H242V78H240ZM154 77H153V79H154ZM214 77H215V80H213ZM98 78H99V80H98ZM104 78H106L107 80L104 79ZM187 78H190L191 80H188ZM132 79H134V80L132 81ZM147 79H149V80H147ZM197 79H199V80H197ZM103 80L106 82L105 85H103L105 83ZM136 80H138L139 82L135 83L134 81H136ZM218 80H221V81L218 82ZM98 81H99V83H98ZM100 81H103L102 82L103 84ZM193 81H191V83H194ZM197 81H199V82H197ZM108 82H111V81H108ZM118 82H117V84H120V82L119 83ZM216 82L217 83L222 82L221 85H222V87L224 89L222 91H225V93L223 92L224 94L222 93V91H219V89L216 87L217 86ZM238 83H239V85H238ZM139 84H141L142 86L141 85L139 86ZM225 84L227 85V87H226ZM136 85L141 88V89L139 87H138L139 89L136 88L138 91L145 90V88L148 89V90L151 89L148 92L145 91L144 94L146 93L148 96L150 94L151 95H155V96L151 97V95H150L148 97L146 94H145V96H144V94L141 95V93L138 95L139 92L137 90H135ZM117 86H119V85H117ZM179 86H180V88H179ZM101 87H104L105 90H104V88H101ZM229 87H230V89H228ZM177 89L180 90V92L181 91L182 92L180 93ZM227 89L230 90V92H232V93L230 94ZM106 93H108V96L104 97V95H106ZM136 93H137V95H135ZM173 93H172V95H174ZM233 93H235V95H234L235 98L233 96ZM102 94H104V95H102ZM99 95L101 97L102 96L104 97V99H103L104 101L102 99H100ZM126 95H128V96H126ZM225 95H227V98H226ZM28 96L30 97V95H28ZM205 96H206V98H205ZM119 97H121V98L123 97V98L122 99L120 98L121 99L120 100ZM169 97L172 98L171 95ZM173 98H177L179 100H182V98H185V96H183V97H173ZM217 98H218V100H217ZM238 98L240 99V101L238 100ZM1 99L2 98L0 96V111H1ZM100 100H102V101L99 102ZM205 100H206V102H205ZM214 100H216V101H214ZM182 101H184V100H182ZM53 102L55 103V105L53 104ZM216 102L219 105V106H217V110H216V106H215ZM221 102H222L223 105H221ZM145 103H147V104H145ZM205 103H207V105H204ZM32 104L33 103H31V105ZM93 104H94V106H93ZM190 105H191V107H190ZM208 105H210V107L211 106L213 107V105H214L215 107H213V110H211L212 107L209 110L207 108ZM224 105L227 106L225 108V110H223ZM54 106H56V108ZM138 106H139L140 110L137 108ZM96 107H94V108H96ZM27 108L29 110H32V112H35L37 110V109H33V107H30L29 105H27ZM90 109H91V111H90ZM97 109H94L92 112H94L95 110L97 111ZM71 111H72V113H71L72 117L69 120L71 124H69V121L66 120L67 116H65L64 113L71 112ZM78 111H79L78 114L80 115V117H78L77 116L78 114H76ZM214 111H217V112H214ZM36 112H38V111H36ZM73 112H74V115H73ZM204 112H206V113L208 112V114L206 115V113H204ZM213 113L215 115V116L213 115L214 117L212 116ZM217 113H222L223 116L219 115ZM96 114H97L98 118H103L104 117V114L102 113V111H100L98 113L96 112ZM88 116H89V121L87 119ZM132 116L134 117V122H132V120H130ZM173 116H174V119H173ZM124 117H125V115L123 117L120 116V117L117 118L116 115H113V118H111L112 120L111 119L110 120L112 122H114V123L115 122L119 123V121L121 122V120L124 119ZM113 119H114V121H113ZM213 119H215V120H213ZM218 119H219V121H218ZM221 119H223V120H221ZM176 120H179V121H176ZM75 121L77 122V125H75L73 123ZM143 121L146 123V126H147L146 129L149 128V130H150V131H147L148 133H145L146 131L142 132V129L145 126V123ZM151 121L155 122V121H157V118H155V120H154V118H151ZM226 121L227 122L229 121V122L226 123ZM87 122H88V125L86 124ZM150 122L148 123V125L150 124ZM171 122H173V123L171 124ZM178 122H179V124H178ZM224 122L227 125H224ZM140 123H143V124L141 125ZM229 123L232 124L233 126L232 125L230 126ZM151 124H152V122H151ZM188 124H190V125L188 126ZM176 125H178L180 127H178ZM191 125L193 126L192 128L194 130L191 129ZM216 125H217L216 129L220 130V131H218V135L219 136H217V130H215V132L213 130ZM56 126H58V127H56ZM174 126H175V128H179L180 131H178L179 129L176 130L175 128H173ZM196 126L199 127V129ZM118 129H120L121 131L118 130ZM197 129H198V134L199 135L194 133V132H197V131H195ZM200 129L203 130V132H200ZM11 130H13V129L11 128ZM65 130H67V131H65ZM122 130H124V131L122 132ZM133 130H134V132H133ZM138 130H141V131H138ZM171 130H173V131L176 130L174 133H176L177 135L174 134L173 131H172V134H171V132H170ZM222 130H224L225 132L222 131ZM0 131H1V121H0ZM206 131H207V133H209L208 134V138H210V140H208L206 138L207 137ZM124 132H125V134H124ZM126 132H128V133H126ZM137 132L138 133L140 132L138 134V137L141 138V141H142V138H143L142 142L139 140V138H138V140L136 139L137 136H135V135H137ZM141 132H142V134H141ZM186 132L188 133V135H187ZM192 133H194L193 136H194L195 140H193V136H190V135H192ZM258 133L260 134V130L258 131ZM123 134H124V136H123ZM133 134H134V136H133ZM147 134H148L149 137L146 136ZM166 134H167V137H166ZM183 134H186V135L183 136ZM203 134H205V135H203ZM228 134H229V136H228ZM156 135H158L157 138L155 137ZM181 135L184 137V140H186V142L183 140V137ZM59 136L62 139H59L58 138ZM125 136H126L127 139H129L132 136L133 137L130 138L129 140H125L126 139V138H124ZM168 136L171 137V138L176 137V136L177 137L174 138L173 140L172 139L168 140V138H169ZM185 136L187 138L189 137L188 138L189 140ZM107 137H110V138L108 139ZM159 137L161 138L162 142L160 141ZM203 137H204V140L206 138L205 141L203 140ZM250 137L251 138L248 139L249 145L250 146L251 145L254 146V143H255L254 141H256V138L255 137L252 138V136H250ZM148 138H150V139H148ZM164 138H166V139H164ZM196 138H198V139H196ZM132 139L133 140L135 139L134 142H133ZM177 139H178L177 142L182 147H184L183 150L180 149V148H182L180 145L177 144L179 147L176 146L177 142L175 140H177ZM219 139H220V141H219ZM110 140H112L113 142L110 141ZM130 140L132 141L131 142L132 144H130V142L127 143V141H130ZM180 140L181 141L183 140V141L180 143ZM202 140H203V142H202ZM216 140L218 142H216ZM109 141L112 144L109 143ZM158 141H159V143H158ZM164 141H165V144H164ZM170 141L172 142V144L170 143ZM173 141H175L176 143L173 142ZM207 141L209 142V144L207 143ZM48 142H50V143L48 144L47 150L50 149L52 144H53L52 143L53 141H49L48 140ZM114 142H115L116 145L113 144ZM120 142H122L123 144L120 143ZM213 142L216 145L215 147H214ZM100 143H102V144L104 143V146H102ZM173 143H175V144H173ZM204 143H207V144H204ZM162 144H164V145H162ZM183 144H186V145L184 146ZM111 145H113V146L111 147ZM153 145L155 146V144H153ZM170 145L174 146V147L170 148ZM206 145H207L208 148H209V146H211L209 148L211 153L208 151L209 149H207V147H205ZM161 146H163V147H161ZM71 147H72V151L70 150ZM96 147H91L90 148V145H88L86 147L87 149H86V153L85 154L88 153L87 155H90L92 153V151L94 149H96ZM144 147L145 146H143L142 148H144ZM166 147L167 148L169 147V148L167 149ZM173 148H175L174 149L175 152L176 151L178 152L177 155H175L177 152L175 153L173 150L170 151ZM211 148H212V150H211ZM214 148H216V149H214ZM60 149H61V152H60ZM206 149H207L208 152L206 151ZM98 150H99V148H98ZM151 150H153V148ZM180 151L182 153L183 152H185V153L179 156V154L181 153ZM171 152H173L174 154L171 153ZM164 153H162V154H164ZM205 153H207L208 155L207 154L205 155ZM65 155H66V157H65ZM167 155L170 157V159H169V157H167ZM152 156H153V154H152ZM204 157H206V159H204ZM211 157H213V158H211ZM246 157H248V161L247 162L250 165H253V164L257 163V162L260 163L259 160H261V157H259L258 154H252V153H249V152L246 155ZM249 157H250V159H249ZM195 158H197V159L194 160ZM174 159H176V158H174ZM49 160H50V162H49ZM197 160H198V162H197ZM199 160L202 161V162H200ZM71 161H72V159H71ZM182 161H184V160H182ZM194 161H196V162H194ZM215 161L218 164H215L216 163ZM218 161H222V162H218ZM10 163H11L10 156L8 157L7 153L4 152V146L0 142V264H38V263L40 264V262L42 264H48L49 263V258L47 256L48 253L45 254V252L42 251V240H41V235L44 233L43 231L47 227V226H43L42 225L43 220H44L43 218L45 216L44 214H46L47 212H40V213H36L35 212L34 197L33 198L29 197V195H31V192H27V194L29 193L27 195V194H24V192L21 193V191H20V184H22V180L20 179V172L21 171L19 172V174L14 176L9 171ZM210 163H212V164H210ZM205 164H206V166H205ZM182 166H185V164L182 165ZM209 167L212 168V169H209ZM206 169H207V171H206ZM232 172H233V169L230 168V167L226 171L225 175L227 176V181H229V185L227 187L226 186L224 187L225 190L222 187H218L217 189H215V191L212 194V199H213V197H216V199L218 198V201H216V199L214 198L213 202H212L213 203L212 206L215 205L217 207V205L219 204L218 206H220V207L219 208L217 207L216 209H220V208L224 209L225 201H227V200H229V201L226 202V205L227 204L231 205L234 202L235 195H234V189L233 188H234V186L235 187L238 186V184H236L238 182L235 183V181H234L235 180L234 179V173H232ZM254 181H255V183H254ZM254 181L252 182V184H248V186H247L248 190L246 189V192L250 193L251 196L254 195L256 193V191L258 193H257V195L255 194V196H258V194L259 195L263 194L264 193V191H263L264 190V188H263L264 186L262 185L261 182L263 181V184H264V178H263V180L262 179L260 180L259 177H257ZM255 187H256V189H255ZM252 188H253V190H252ZM260 188L262 190H260ZM155 190L156 189L152 188L148 192H150L151 195H154V194L157 193V190L156 191ZM226 190H228V191H226ZM229 190H230V192H229ZM249 190H251V191H249ZM253 191H255V192H253ZM262 191H263V193H259V192H262ZM227 192H229V193H227ZM81 193L82 192H80V194ZM136 195H137V197H136ZM145 195H147V194L141 193L140 196H139V194L133 195V200H132V202L134 201L133 205L134 204L137 205V201L143 200L145 198L144 197ZM226 195L230 196V198L228 196H226ZM217 196H219V197H217ZM54 197L55 196H53V199H54V202H55L56 199ZM222 197H223V199H222ZM225 198H226V200H225ZM221 201H222V203H221ZM223 201H224V203H223ZM27 206H29V207H27ZM134 206H133V210L134 211L132 210L134 212V217H133V214H131L132 212L130 213L131 215L129 214L130 216L127 215V214H123V215L126 217L127 220L130 218L129 221H128L130 224H131L132 221H133L132 223H137L138 222L136 224L138 226V224L141 223L140 218L142 216L139 213L140 209H137L136 206L135 207ZM120 208H123V206H120ZM156 208L157 207H155L153 209L154 211L152 210V213H155L154 214V219L151 218L150 220H148V222L146 223V226H145V232H143V234L138 233V235L137 234L136 235L135 234L131 235L134 238L129 236L130 235L129 234L128 236L130 238L129 237L121 238L122 240H120L119 238L118 239L116 238V240L114 239V241H113V236L115 235V233L119 230V228L123 227V224H125V222H127V220L124 219L125 217H122L123 216L122 214L120 215V213L118 211L119 210V206H118V209H117V212L119 214L117 213L118 215L115 216V219L119 218L118 221L120 222V224L123 223L122 225L118 224L119 223L118 221L113 222V223L108 222V221H110V219L105 218L106 215H103V214L101 215V217H103V219L101 218L102 220H99V221L96 220L94 222L92 219L87 218L88 214L86 213L87 214L86 215L84 213V210H82V209H81V211L79 209H77V208L76 209L73 208L72 210L68 209V211L71 210V211L68 212L66 210L64 211V208H60L61 214L62 213L64 214L63 216H59L58 217V218H60V220L58 219L60 222L63 221L61 223L62 226H65V225L68 224L66 222L67 219H68V222L74 219V218L71 217V214H74V212H76V216H75L74 221H77L78 219L84 220V221L86 220L88 224L90 222L92 225H94V227H97V225H98L101 228L103 226L102 229H99L98 227L97 228H98V230H102V232L104 230H106V231H104L103 236H105V238L107 239V242L109 243V245L111 243L110 246H112V247H110L111 248L110 251L112 252V256H108L107 253L102 254V255H97V253H94L95 256L93 258H91L89 260L87 258V260H86L85 258H82L79 255L80 258L78 257V259L81 261L80 262L78 259H76L77 257H75V253L73 252V247L71 246L70 248H68V246L67 247L65 246V242H61L60 241V239L63 240V238L66 237L67 234H68V232L66 230H64L63 232L61 231L62 235L60 236L59 241L63 245L62 246L63 251L65 250L64 252L69 254V258L70 259L68 258L66 260V259L62 258L63 256H61L62 259H60L59 264L68 263L69 260H70L71 264H72V262H76V261H79L80 264H110L111 263L110 262V257L121 259V264H127V263L128 264H133L134 262L139 264L140 259L138 258L137 254H136V252L139 250V247L146 248V258L147 259L145 258V261H143V263L140 262L141 264H161L163 262V260L161 258H156L155 254L157 253V251L154 249L156 247V245H158L160 243L159 239L161 238V235H163L162 232L158 231L160 229V224L157 222L156 218L158 217V213L160 211L161 214H162V216L160 217V222H161V220H162V222L164 220L165 223H166V220L169 219L168 217H171L172 215H174L177 212V210L173 212V208H172L171 216H169L170 212H169V209L166 207V205H164L163 207L161 206L160 209H157V210H156ZM73 210H74V212H73ZM75 210H77V211H75ZM120 212L122 213V211H120ZM68 213H70V214H68ZM37 214L40 215V216L38 215L39 216L38 220H39V222H41V226H42V228H41V226L39 227V229L41 228L42 230L38 229V231H36V229L33 226V224L35 223L34 221L36 220V217H34V216L37 215ZM135 215H137L136 218H135ZM218 215H217V213H215V214H212L211 216H206V220L203 219V218H202L203 220L202 219H196L197 220L196 224L189 225L186 228L181 227L182 230L180 229L181 230L180 231V233H181V239L180 240L182 241V243H184L186 245L190 244L188 246L192 247L191 248V251L193 250L192 253H194L195 255L197 254L196 256H199L201 259L204 258L202 260L203 262L207 261V262L211 263V261H213L215 264H220V262H221V264H225L226 262L222 263V261L227 260V256L228 257L231 256V255H227L228 251H226V250L229 247V244H228L229 242L227 243L228 239H226V238L228 236L227 231L231 228L232 224H230V219L227 216H224V214H223V216L221 218H220V215L219 216ZM68 216L71 217V218H69ZM72 216L74 217V215H72ZM216 216H217V218L214 219V217H216ZM225 217H226V221H227L226 223L227 224L225 223V225H224ZM26 218H28V219L31 218V220H28ZM65 218H67V219H65ZM63 219H65V220H63ZM112 219L114 220V218H111V220ZM211 219L214 220V221H212ZM217 219H219V220H217ZM222 219L224 221H222ZM106 220H108V221H106ZM27 221H30V222L26 223ZM217 221L220 222V225L218 224ZM103 222L104 223H108V224H106V225L102 224ZM221 222L223 223V226H222ZM95 223H96V225H95ZM169 223H170V221L168 223H166L165 226H167V225L169 226ZM110 224H112V225L110 226ZM113 224H115V225L113 226ZM227 225L228 226L230 225V226L226 227ZM216 226H217V230L215 231ZM220 226H222L221 229H219ZM225 227L227 229H225ZM109 228H110V231H109ZM116 228H117V230H116ZM111 230H112V232H111ZM113 230H115V232ZM152 230H153V232H152ZM212 230L215 231L216 234L214 232H212ZM220 231H222L223 233H221ZM34 233H35V235H33ZM225 233H226V235H225ZM111 234H112V236H111ZM214 234H215V237L213 236ZM108 235H110L111 237H109ZM142 235H145V236L142 237ZM221 235H223V236H221ZM37 236H39L40 239ZM147 236L149 237V239H148ZM144 237L147 238V240H143L142 238H144ZM210 237L211 238L214 237V238H212V240L215 239L214 240L215 242L211 241ZM219 237H220V240H218ZM109 238H111V239H109ZM221 238H222L223 241H221ZM223 238H225V239H223ZM126 239H127V243H126ZM128 239H130V240H128ZM138 239L140 240V242L138 241ZM35 240H36V244L37 245L34 244ZM135 240H136V244L137 245L135 244ZM225 240H227V241H225ZM33 241H34V243H31ZM37 241H40V245H39V242H37ZM218 241H219V243L217 244ZM220 242H221V245H220ZM222 242H223V244H222ZM212 243H213V245H215V247L219 246V248H221L220 250H219L218 247H216L217 249L216 248L214 249L215 253H216V251H218L216 253V255H214L215 253L212 251L213 248H214ZM113 244L114 245H118V246H116V248L114 247L115 250L113 249V246H114ZM142 244H144V245L142 246ZM203 244H204L205 248L210 249L209 250L210 252L208 250L204 249ZM224 244H228V246L224 245ZM134 247H135V249H134ZM66 248H68V249H66ZM196 248H198V249H196ZM129 250H132L133 252L129 251ZM71 251L74 254L73 253L71 254ZM89 251H91V250H89ZM124 251H128L130 253L126 252L125 255H124ZM154 251L156 253H154ZM197 251L199 252V254H198ZM205 251L207 253H205ZM211 251L213 252V254H212ZM114 252H118V253L120 252V253L119 254L118 253L115 254ZM127 253L130 254V256ZM131 253H132V257H131ZM137 253H139V251ZM200 253H201V255H200ZM152 254H153V256H152ZM211 254H212V256H211ZM136 256H137V258H136ZM151 256L153 258H151ZM201 256H203V257H201ZM73 258H75V259H73ZM127 258H129L128 259L129 262L125 263L127 261ZM221 258L223 260H221ZM137 259H139V260H137ZM94 260H96V261H94ZM160 260H161V262H160ZM228 261H229V264H231L230 259H228ZM102 262H104V263H102ZM122 262H124V263H122ZM163 263L167 264L166 262H163ZM49 264H52V263H49Z\"/></svg>",
	"mask_w": 264,
	"mask_h": 264
}]
</instances>
